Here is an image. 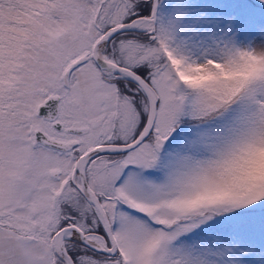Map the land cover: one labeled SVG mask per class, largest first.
I'll list each match as a JSON object with an SVG mask.
<instances>
[{
	"label": "snow or ice",
	"instance_id": "1",
	"mask_svg": "<svg viewBox=\"0 0 264 264\" xmlns=\"http://www.w3.org/2000/svg\"><path fill=\"white\" fill-rule=\"evenodd\" d=\"M0 264H264V0H0Z\"/></svg>",
	"mask_w": 264,
	"mask_h": 264
}]
</instances>
